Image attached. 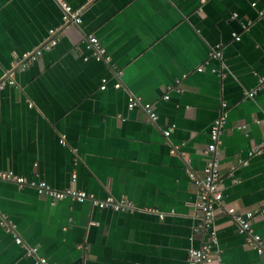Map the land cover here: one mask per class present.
I'll return each instance as SVG.
<instances>
[{
  "label": "crops",
  "instance_id": "crops-1",
  "mask_svg": "<svg viewBox=\"0 0 264 264\" xmlns=\"http://www.w3.org/2000/svg\"><path fill=\"white\" fill-rule=\"evenodd\" d=\"M65 1L78 24L62 21L55 0H0V170L156 212L51 201L0 179V219L9 222L0 225V264H188L186 249L208 242L209 228L216 242L206 264H263L225 208L254 211L264 249V0ZM48 29L58 41L19 69ZM88 33L108 64L92 58ZM215 45L219 57L209 55ZM127 93L153 103L156 120L127 109ZM221 115V199L209 228L194 231L201 216L185 169L201 177Z\"/></svg>",
  "mask_w": 264,
  "mask_h": 264
},
{
  "label": "built area",
  "instance_id": "built-area-1",
  "mask_svg": "<svg viewBox=\"0 0 264 264\" xmlns=\"http://www.w3.org/2000/svg\"><path fill=\"white\" fill-rule=\"evenodd\" d=\"M205 0H200V2H203ZM55 2L59 5L61 8V19L63 22L70 21L74 24H78L80 22V18L78 16L77 9L72 8L65 0H55ZM48 34L50 35L47 41H45L40 48L35 49L33 52L30 53H24L22 54V58H24V61L19 65V69H23L26 67L27 63L26 61H32L36 59V57L39 55L41 49H49L52 47L59 39L58 34L54 33L53 29H48ZM234 39L237 40L238 36L233 35ZM84 43L85 47L90 50L91 56L96 61H103L108 64L110 61V56L106 52L105 48L99 43L97 38L91 34L88 33L84 37ZM219 45H215L213 49H211L209 55L213 57H219L220 51H219ZM121 75V70L117 69L114 72L115 80L112 83L113 88H118L120 86V82L118 77ZM106 78L102 77L100 79V85L99 89L103 90L106 85ZM8 83H13L12 80H8ZM3 84V80H0V87ZM254 93L253 91L248 92V96H251ZM162 98H167L166 94L162 95ZM125 105L127 109H140L146 119L150 122H154L157 118V114L154 110L153 103L150 102H144L142 103L138 97H135L134 95L127 93L126 95V101ZM223 115L217 117L214 119L210 131H209V137L211 142L207 144L206 151L210 153L209 158L206 160L204 167L202 168V174L201 177H197L193 174V172L189 169H185L187 175L193 180V182L196 185L197 189V197L195 200V207L197 211L199 212V215L201 216L200 223L197 224V226L193 229L194 231H197L198 229H208L213 216V210L215 207H217L220 199H221V193L218 188L219 184V164L218 159L215 156L216 147L219 143V136L223 130ZM173 128L172 124H169L167 127H165L161 132L163 136H168L170 130ZM62 142V140H60ZM172 151V150H171ZM251 151L247 153V155H250ZM241 164H245V160H240ZM71 180L74 178V174L70 175ZM0 179L1 180H8L16 183L17 185H23V184H29L33 186L36 191L40 194H45L49 198H51V201L63 198V197H70L74 201H83L88 200L90 204L94 207H97L99 209L109 208L114 211H126V212H132L136 210H144L148 212H156V209L149 208V207H142L140 209L136 208V206L129 200L120 198L115 199L111 196H107L103 199H97L93 197L91 194H88L84 191L77 190L74 188H67V189H61V190H54L48 187L44 181L42 180H32L27 181L25 177L19 174H15L10 169L0 170ZM225 212L231 217L233 223L235 224L236 230L238 233L243 234L244 236V243L251 247L257 255L260 256L262 263L264 264V249H263V240L262 237L253 231L251 226V218L253 216L254 211L252 210H244L239 211L236 210L233 206H227L225 208ZM158 216H162L161 213H158ZM0 225L4 226L6 228H9V222L8 220L0 219ZM209 236H208V242H205L204 244L200 245L199 247H189L186 249V260L188 264H206L209 263L212 260V254H211V245L216 242L214 234L212 229L209 228ZM14 241L16 243L20 242V239L17 237H14ZM35 264H47L45 259L42 257H37ZM217 264H225L222 262H218Z\"/></svg>",
  "mask_w": 264,
  "mask_h": 264
}]
</instances>
